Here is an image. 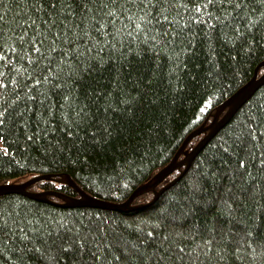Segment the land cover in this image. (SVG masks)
Listing matches in <instances>:
<instances>
[{
    "label": "trees",
    "instance_id": "trees-1",
    "mask_svg": "<svg viewBox=\"0 0 264 264\" xmlns=\"http://www.w3.org/2000/svg\"><path fill=\"white\" fill-rule=\"evenodd\" d=\"M263 63L264 0H0V185L126 202ZM184 170L124 211L0 196V264H264V84Z\"/></svg>",
    "mask_w": 264,
    "mask_h": 264
},
{
    "label": "water",
    "instance_id": "water-1",
    "mask_svg": "<svg viewBox=\"0 0 264 264\" xmlns=\"http://www.w3.org/2000/svg\"><path fill=\"white\" fill-rule=\"evenodd\" d=\"M264 84V74L257 78V74H255L254 78L249 81L245 86L239 89L233 97L227 100L222 106L219 107L216 114L214 115V119L211 124L208 126H203L196 131H194L185 141L179 152L176 154L174 159L171 161L169 165L163 168L156 176L151 180V182L146 183L145 185L140 186L136 189V191L132 194V196L124 203L114 204L104 200L97 199L87 193H85L82 189H80L77 184L70 179L69 176H64V182L68 185L72 186L79 193V197H67L60 196L59 194L52 192L55 196H59L64 200L62 206L65 207H95L116 211H124L126 208L131 207V203L137 194L142 193L144 191L155 189L158 185H160L163 181H165L171 174L174 173L178 168H181L185 165V170L183 173L190 167L193 159L198 155L200 150L215 136V134L234 116V114L245 104L253 94ZM229 107V110L226 114L220 119L221 114ZM210 130V132L199 142V144L191 151L188 152L185 150L187 144L196 136L205 133ZM184 155L185 158L179 161V157ZM182 173V174H183ZM50 176L43 175L38 176L36 178L27 180L22 183H7L6 185L0 186V196L17 193L22 194L24 196L40 199L44 201H48L51 203H55V201L49 199L47 196L52 195L51 192H34L29 191L27 188L30 186L42 181L49 179ZM174 181L169 183L165 188H169ZM159 194H157L158 196ZM135 208V207H132Z\"/></svg>",
    "mask_w": 264,
    "mask_h": 264
},
{
    "label": "bare ground",
    "instance_id": "bare-ground-1",
    "mask_svg": "<svg viewBox=\"0 0 264 264\" xmlns=\"http://www.w3.org/2000/svg\"><path fill=\"white\" fill-rule=\"evenodd\" d=\"M198 144H199V143H198ZM203 148H204V147H203ZM203 148H202V149H203ZM202 149H201V150H202ZM201 150H200V151H201ZM190 152H191V151H190ZM198 154H199V153H198ZM195 158H196V157H195ZM195 158H194V159H195ZM194 159H193V160H194ZM192 162H193V161H192ZM67 176H69V175H67ZM69 177H70V176H69ZM70 179H71V177H70ZM3 185H6V184H3ZM0 186H1V185H0ZM95 198H96V197H95ZM97 199H99V198H97ZM100 200H102V199H100ZM104 201H105V200H104ZM107 202H109V201H107ZM110 203H113V202H110ZM121 203H124V202H121ZM121 203H114V204H121Z\"/></svg>",
    "mask_w": 264,
    "mask_h": 264
}]
</instances>
